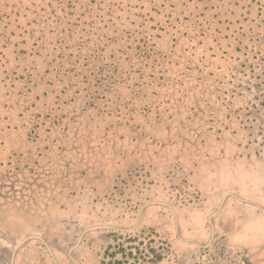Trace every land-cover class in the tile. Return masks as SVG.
<instances>
[{
    "label": "trees",
    "instance_id": "16d2710c",
    "mask_svg": "<svg viewBox=\"0 0 264 264\" xmlns=\"http://www.w3.org/2000/svg\"><path fill=\"white\" fill-rule=\"evenodd\" d=\"M0 38V191L64 176L55 220L118 225L80 264H180L227 191L264 203V0H0ZM254 208L228 197L212 219L230 264H264Z\"/></svg>",
    "mask_w": 264,
    "mask_h": 264
},
{
    "label": "rangeland",
    "instance_id": "374dc122",
    "mask_svg": "<svg viewBox=\"0 0 264 264\" xmlns=\"http://www.w3.org/2000/svg\"><path fill=\"white\" fill-rule=\"evenodd\" d=\"M15 32H18V29ZM3 52L5 51L0 52V64H3L4 60L6 62L8 59H12L16 54L11 47L9 54L5 53L4 55ZM13 68L12 65L5 66V70H10V72ZM10 72L1 69V81L5 80L7 73L10 75ZM11 77L6 79L5 87L9 89L13 85ZM13 90L18 91V85ZM1 96L4 97L3 94ZM1 100L3 103L4 98ZM253 113L257 119L254 129L258 134L255 147L262 150L264 148V105H258ZM17 141L18 145H11L17 149L16 154L23 155L27 151L31 152V148L34 149L32 143L24 137H20ZM149 148L145 152L146 155L152 150L151 147ZM254 149L251 147L246 150L253 151ZM126 151H131V147L127 146ZM13 160L10 158L11 162ZM57 179H59V183H55ZM43 181L45 183L42 188L34 186L31 188L32 190H29L32 193L18 192L16 197L10 194L11 190L8 188L12 182L11 179L5 183L6 186H2L0 191V194H3V207L0 208V264H80L77 256L78 252L82 251V247L91 249L93 246L106 243L109 240L108 230L118 227V225L114 227L110 224L78 226L76 223H72L70 230L64 224L63 217L58 216V220L54 219L55 211L61 205L64 206V176L48 175L43 177ZM228 197L234 204L246 210L255 206L254 210L258 214H264V203L259 204L257 201L245 197L244 194L227 191L215 203L213 213L207 218V227H209L207 239L204 243H196L195 247H191L190 253L186 252L181 255L178 259L180 264H230L239 261L242 249L230 244L227 234L221 229L215 231L212 225V219L216 218ZM152 203L148 202L140 208L131 229L138 225L141 211ZM188 241L191 242V240ZM100 247L97 252L101 250Z\"/></svg>",
    "mask_w": 264,
    "mask_h": 264
},
{
    "label": "water",
    "instance_id": "95a60500",
    "mask_svg": "<svg viewBox=\"0 0 264 264\" xmlns=\"http://www.w3.org/2000/svg\"><path fill=\"white\" fill-rule=\"evenodd\" d=\"M15 246H17V245L15 244Z\"/></svg>",
    "mask_w": 264,
    "mask_h": 264
}]
</instances>
